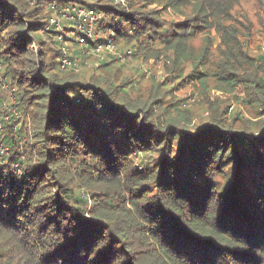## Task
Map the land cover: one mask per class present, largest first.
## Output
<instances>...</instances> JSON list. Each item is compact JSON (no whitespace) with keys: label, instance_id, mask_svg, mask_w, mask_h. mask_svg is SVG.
I'll return each mask as SVG.
<instances>
[{"label":"trees","instance_id":"16d2710c","mask_svg":"<svg viewBox=\"0 0 264 264\" xmlns=\"http://www.w3.org/2000/svg\"><path fill=\"white\" fill-rule=\"evenodd\" d=\"M71 4L101 10L98 26L135 57L164 48L166 78L150 71L156 83L137 97L133 78L117 76L127 63L110 53L86 56L104 67L89 77L61 69L64 33L51 19ZM228 8L223 0H0L9 86L0 85V264H264V54L250 53ZM175 74L204 96L209 115L194 130L180 98L164 102Z\"/></svg>","mask_w":264,"mask_h":264},{"label":"rangeland","instance_id":"374dc122","mask_svg":"<svg viewBox=\"0 0 264 264\" xmlns=\"http://www.w3.org/2000/svg\"><path fill=\"white\" fill-rule=\"evenodd\" d=\"M223 1H225L229 6V14H226L225 16V18H227L226 21L236 22L239 27H241V29L243 30V34L245 33L244 39L246 41V45L250 49V53L255 57L264 54V0ZM215 4L216 3L213 2L210 5L212 6ZM219 7L220 6L212 8H214L215 12H218V10L220 11ZM223 16L224 14L222 13L221 17ZM174 17L178 20H181L182 18L175 15ZM98 24L96 25V32L98 33L101 41L104 42L105 40L111 38V31L109 29H103L105 22H103L101 26H98ZM64 27L65 29L63 31V40H65L67 52H69V54H72L73 57L81 58V60H83L81 71L86 72L85 77H89L91 74L98 73L100 69H103L104 67H99L100 63L97 59L92 57L86 58V56H90L91 54H86L78 43H73L72 38L75 35L70 32L71 29L68 30L67 27H69V25L65 22ZM211 35L214 39L211 58L217 59L219 57L218 46L220 42V36L218 34L217 27L211 28ZM203 37L204 32L198 34L193 43L196 46H199L202 43ZM116 47L118 51L123 52L130 48V46H126L122 49L121 44H116ZM164 50V48H159L146 53H139V57H135L133 56V54H128L125 59L117 60V62H121L120 64H123V62L127 63V65L120 66L119 71L117 72V76L119 77V79H124V76L133 78L135 88L130 90L132 96L136 95L137 97H146V94L142 93H146L148 90H150V88L153 87L152 84L156 83V80L149 79V76L151 74L150 71H153L154 78H156L157 80L166 78L167 73L169 72V69H166V65H168L169 63V56L167 53H164L166 52ZM150 67H152L153 70H150ZM136 68L145 71V76L143 77L139 75L140 72L136 71ZM191 69L192 65L190 63H187L185 66V75H188L191 72ZM258 70H262L259 72V74H264L263 68H260ZM182 79L183 78H177L176 74L170 77V79L168 80L169 85L167 88L171 89L172 91L165 96L164 102L168 103L172 100L180 98L181 101H183V103L185 104L183 105V107L185 106L184 108L189 109L190 111L189 115L192 118L190 127L192 128V130H194V128H196L195 126L201 125V122L205 120V118L202 117L209 115V112L203 108L204 104L202 103V99L204 98V96L199 94L197 85L195 83L181 82ZM187 79L191 80V77L187 76ZM131 86L132 85H129L128 87ZM235 93L244 95V91L242 90V88H238ZM230 94L232 93H224L216 90H213V92L211 93L212 96L220 95L222 97H229L231 96ZM236 104L240 105L239 100L232 101V106H235ZM240 106L242 107V105ZM3 108H5L4 105L0 107V112L4 111ZM242 110L246 116L255 115L250 106H248L247 109L242 107ZM239 123L245 124L244 122L238 120L235 125Z\"/></svg>","mask_w":264,"mask_h":264},{"label":"built area","instance_id":"2783aa9c","mask_svg":"<svg viewBox=\"0 0 264 264\" xmlns=\"http://www.w3.org/2000/svg\"><path fill=\"white\" fill-rule=\"evenodd\" d=\"M122 3H125V0H120ZM52 7L54 9L58 8V4L53 3ZM61 17H53L51 23H55L57 28L61 31H64V21H73V29L71 33L77 35V43L82 47L83 51L86 54H95L98 57H104L105 53H110L112 56L116 57L118 60H123L128 54L132 52L129 48L125 53L118 51L116 47V42L114 35L112 34L111 38L106 41H101L98 33L96 32V25L100 22L103 17V12L97 10L91 6L71 4L66 5L62 9ZM64 33V32H63ZM63 39V36L60 35ZM65 41V40H64ZM65 55L61 59V69L67 70L73 68L75 70H80L82 67L81 58H75L69 55L67 52V47L64 46ZM0 85L2 88L8 89V83L6 77L3 76V68L0 63ZM10 99L13 103H16L14 93L10 91ZM3 104H6L5 102ZM15 117L20 116L18 108L15 106L13 109ZM5 119L9 120L10 115H6ZM0 129H2V122H0ZM18 167V164H15Z\"/></svg>","mask_w":264,"mask_h":264}]
</instances>
